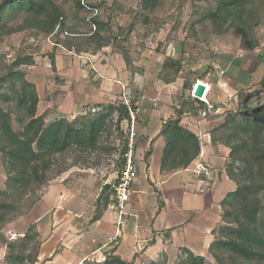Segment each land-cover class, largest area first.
<instances>
[{
  "label": "trees",
  "instance_id": "trees-1",
  "mask_svg": "<svg viewBox=\"0 0 264 264\" xmlns=\"http://www.w3.org/2000/svg\"><path fill=\"white\" fill-rule=\"evenodd\" d=\"M168 1L172 0H140L145 13L133 11L127 26H115L90 0H77V10L68 16L55 1L0 0V46L14 34H22V41L28 45L6 66L0 63V158L7 171L6 188L0 189V248L5 245L8 249L6 264H42L43 237L34 224L11 240L3 229L42 199L44 194L40 191L44 187L72 167L81 164L93 167L99 163L100 158H93L94 153L119 151L122 155L128 147L123 123L129 120L130 110L122 98L89 106L86 113L72 120L62 116L48 122L47 111L38 113L37 86L27 77V66L36 62L34 54L27 51L34 46L30 41L51 38L57 46L77 54H96L107 47L120 52L130 45V36L138 24L144 27L154 24V29H159L164 20L158 12ZM193 1L208 2L209 8L189 24L187 39L201 41L212 51L211 42L229 34L238 38L245 52L261 46L258 31L264 24V0ZM83 23L91 25L89 31L83 29ZM117 42L122 48L115 46ZM164 46L161 42L158 49L166 53ZM51 57L56 68V56ZM127 66L132 67L129 56ZM159 72L169 78L180 76L184 72V59L166 53ZM198 80L191 72L184 76L185 93L175 115L161 131L165 142L163 172L187 168L201 153L200 137L182 123L187 114H210L209 104L192 94ZM238 98L232 116L211 131L213 143L230 148L225 168L237 184L222 201L225 224L216 231L217 239L210 246L214 260L211 264H264V75L255 88L240 90ZM137 99L131 101L134 109L138 108ZM217 105L214 103L213 107ZM11 115L15 116L19 130L14 127ZM114 129L121 136L118 145L110 144ZM151 154V149L146 152L147 161ZM123 165L120 157L119 172ZM111 195L114 190L104 185L100 196L103 208H97L95 218L100 217ZM167 262L164 256L149 264ZM82 264L131 263L111 249L103 261L85 259ZM181 264H208V258L189 251Z\"/></svg>",
  "mask_w": 264,
  "mask_h": 264
},
{
  "label": "crops",
  "instance_id": "crops-1",
  "mask_svg": "<svg viewBox=\"0 0 264 264\" xmlns=\"http://www.w3.org/2000/svg\"><path fill=\"white\" fill-rule=\"evenodd\" d=\"M110 48L112 47H107L96 54H77V116L86 113L89 106L113 101L117 93H122L120 96L122 98L124 93H129L127 91L129 83L139 90L142 89L140 87L143 85H139L141 83L139 74L144 72L143 68H136L135 76H129L130 72L126 70L129 68L127 59L122 53L114 52V49ZM120 57L124 66H121ZM116 60L119 63L115 64ZM59 61L58 56L56 62ZM215 64L217 67L222 66L220 60ZM57 65L60 70L61 66L59 63ZM136 65L145 66L138 63ZM89 73H92L95 84L90 83ZM27 77L36 84L41 100L42 83L40 85L36 78H30L29 74ZM178 80L177 78L166 82L163 90L165 88L171 90L172 86L179 84ZM207 83L210 87L206 84V98L213 103H217L215 99L218 98L224 105L225 97L235 95L239 88L236 81L227 76H219L216 82ZM121 85L127 92L122 91ZM143 93L138 101V119L143 121L140 124L138 122L140 126L137 128L139 174L132 184L131 199L125 208L126 214L123 215L124 227L119 226L120 210L113 195L110 196V201L100 217L95 218L97 208H103L100 196L105 179H114L116 173L103 177L92 168H77V196L71 197L69 207L64 208L49 199L55 197L57 193L62 194L60 188L56 186L67 185L65 182L70 174L64 172L46 188L42 199L33 207L32 210L36 211L40 204L43 205L33 220L39 223L51 213L55 214L56 211L70 213L74 207L77 212V251L69 254L71 249L72 251L75 249L67 245L72 235L67 230L69 226H73L70 220H63L57 224L65 230L63 233L57 232L56 244L48 250L46 243L50 236H44V232L38 229L43 237L40 254L42 264H82L85 259L91 258L104 260L111 249H115L118 255L131 264H149L164 256L168 259L167 264H181L189 251L209 259L210 246L217 239L216 231L225 224L222 201L237 187L225 168L230 148L213 143L211 137L212 129L224 122V115L219 112H211L207 116L185 115L182 123L200 137L201 153L189 167L166 173L161 170L165 142L160 134L165 122L175 115L177 105L174 106L169 100L165 105L151 108V102L160 99L162 93L156 90L154 94L145 91ZM150 149L152 154L147 161L146 152ZM198 159L211 165V179L205 176L198 177L195 173ZM50 194L51 197H48ZM76 200L77 206H74ZM58 215L63 216L60 213ZM54 220L48 221L50 232L57 226L53 224ZM45 223L42 222L41 225L45 227Z\"/></svg>",
  "mask_w": 264,
  "mask_h": 264
},
{
  "label": "rangeland",
  "instance_id": "rangeland-1",
  "mask_svg": "<svg viewBox=\"0 0 264 264\" xmlns=\"http://www.w3.org/2000/svg\"><path fill=\"white\" fill-rule=\"evenodd\" d=\"M46 1H55L59 4L63 8L66 16L77 10V0ZM114 1L117 3L115 4ZM90 2H92L94 6H99L105 17L112 20L115 26L118 24L127 26L131 21L133 11L145 13L141 8L140 0H90ZM207 8H209V3L205 1L194 2L193 0H172L166 2L162 10L158 12L161 20H164V23L162 21L159 23L158 30L154 29V24H149L146 27L142 24H138L137 28L130 36L131 43L127 46L129 49H126L127 47H125L123 51H120L124 58L127 59V56L131 58L132 67L126 69L130 72L129 76H135L134 72L136 71V68H143L144 70V72L139 74L141 75L139 78L141 83L139 85H143L140 87L142 88L141 90L137 89V87L131 83L128 84L129 86L127 85V91L129 92L127 94L130 95L131 101L135 98H138L137 100H139L144 94V91L154 94V91L156 90L158 93L161 92L162 95H160V99L151 102V108L165 105V102H169V100H171L173 105H178L182 100L183 93H185V91H183L184 76L189 72H191L192 77L202 79L207 85H209L207 82H216L219 76H227L236 81V84L239 87L237 93L225 97V105L220 99L216 98L215 100L217 103L215 104H218L216 108L213 107L214 103L206 98L208 104L212 105V107H209L210 113L219 112V114L224 115V118L226 119L231 117L232 111L237 108L239 100L238 92L242 89H253L256 87L264 75V24L258 31L261 39V46L259 48L245 52L240 48L238 38L229 34L222 40L212 41V51L210 48L203 46L201 41L194 38L187 39L189 24L196 16L201 14ZM90 28V24L83 23V29L89 31ZM22 40V34H14L5 39L0 46V63L2 66H6V64L11 62L23 46H28L27 43L25 44ZM30 42L34 44V46L31 49L27 48V51L34 54L36 62L34 65H28L27 71L30 78H36L35 80H37L40 85L42 83L40 87L41 100L38 105L39 113L41 114L47 111L48 122L62 116H67V118L72 120L77 116V53L72 54L65 47L57 46L51 38L32 39ZM161 42H164L166 46H164L167 51L166 53L178 57L181 56L184 59V72L180 76H171L169 78L163 76L159 72L166 54L158 49ZM115 46H120V48H122L123 45L117 42ZM110 49H114V52H119L116 51L117 49L115 50V47ZM52 54L56 56V61L59 56L60 61L56 62V68L52 66ZM121 59L122 57H120L121 66H124V62ZM217 60H220L222 66L217 67L218 65L215 64ZM57 63L61 66L60 70L58 69ZM117 63L119 62L116 60L115 64ZM137 63L144 64L145 66L136 65ZM121 71H123L122 67ZM89 74L91 80L90 83L95 84L92 73ZM177 78L179 79V84L172 86L171 90L166 88L163 90L166 81H173ZM198 82L196 84H198ZM123 90L126 91L122 86V91ZM121 94L122 93H117L116 96H114L113 101L120 98ZM186 94H189V91H186ZM169 96H173V98L171 99ZM115 118H117V114L115 115ZM11 119L14 127L19 130L20 127L16 123L15 116L11 115ZM137 121L139 124L143 122L142 120L139 121L138 118ZM123 125L127 133L128 122L124 121ZM136 125H138V123H136ZM120 138L121 136L119 137L118 133L115 131L110 137V144L118 145ZM96 156H99L100 162L93 167H86L81 164L72 167L65 172L70 174V177L66 179L67 182H65L67 185L62 184L56 186L60 188L62 194L57 193L55 197L49 198L51 202H56L60 207H69L70 198L77 196V168H92L96 172L104 170L108 175L120 170L118 166L120 156L119 151L94 153L93 158H96ZM67 160L70 162L71 158H67ZM59 176L56 177V180ZM6 181L7 171L3 165L2 158H0V189L6 188ZM46 188L47 187H44L40 193L44 194ZM51 195L52 194L47 196L51 197ZM74 206H77V200ZM41 208H43L42 204L37 207L36 211H33L32 208V211L30 210L28 213L21 215L13 222L7 224L3 229L5 236L11 240L19 235H23L29 225L33 223L38 229L44 232V236H50L46 243V250H48L56 244L58 237L57 232L60 231L63 233L65 230L64 227L57 224H60L63 220H70L73 226H69L67 230L70 231L72 235L70 237L71 240H68L67 245L71 248H75L73 251L72 249L69 251V254L70 252L74 254L77 251V212H75V208L73 207L74 210L70 213L56 211L55 214L51 213L46 216L44 220H42L43 223L46 222L45 227L41 225L42 222L37 223L33 220L34 217H37L36 215ZM59 213L63 216L58 215ZM64 214L66 216H64ZM53 220L55 221L53 224L57 226L54 227L53 232H50V223H48V221L50 222ZM7 251L8 249L5 245L0 248V264H6L5 255ZM59 251H61V249H59ZM91 259L98 260L97 258ZM98 261L103 260L100 259ZM213 261V258L210 256L208 264H211L210 262Z\"/></svg>",
  "mask_w": 264,
  "mask_h": 264
},
{
  "label": "built area",
  "instance_id": "built-area-1",
  "mask_svg": "<svg viewBox=\"0 0 264 264\" xmlns=\"http://www.w3.org/2000/svg\"><path fill=\"white\" fill-rule=\"evenodd\" d=\"M199 82H203V81H199ZM194 94H195V89L193 91V95ZM122 99L128 105L129 110H130V118L127 121L128 122V131H127V146L128 147L122 153V155L119 156V158L121 157V160L122 159L124 160V165H123L122 170L120 172L116 171L117 175L114 179L106 178L104 182L105 185H110L111 189L114 190L113 196H114V199L116 200V206L120 210L119 226L121 228L124 227L125 225L123 215L126 214L125 208L127 206V203L131 199L132 184L139 174V166L137 163L138 131L136 127L139 108L134 109L132 107L131 97L127 93H124ZM199 99H202L208 103V100L206 99V95H204V97H201ZM209 107H212V105L209 104ZM203 115H205L204 112H203ZM194 171L198 177L205 176L206 178L211 179V174H212L211 165L203 161L202 159H198L196 161V168L194 169ZM100 174H102L103 177L108 176V173L104 170H101Z\"/></svg>",
  "mask_w": 264,
  "mask_h": 264
},
{
  "label": "water",
  "instance_id": "water-1",
  "mask_svg": "<svg viewBox=\"0 0 264 264\" xmlns=\"http://www.w3.org/2000/svg\"><path fill=\"white\" fill-rule=\"evenodd\" d=\"M206 84L203 82H198L196 88H195V96L198 98L204 97V95L206 94Z\"/></svg>",
  "mask_w": 264,
  "mask_h": 264
}]
</instances>
